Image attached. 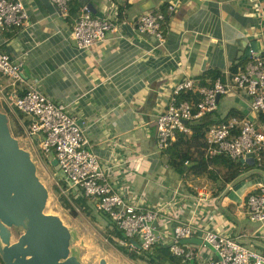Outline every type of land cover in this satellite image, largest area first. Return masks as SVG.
Returning a JSON list of instances; mask_svg holds the SVG:
<instances>
[{"label":"crops","instance_id":"obj_1","mask_svg":"<svg viewBox=\"0 0 264 264\" xmlns=\"http://www.w3.org/2000/svg\"><path fill=\"white\" fill-rule=\"evenodd\" d=\"M20 1L30 22L0 31V50L21 56L27 81L81 120L115 189L146 208L161 209L156 222L161 231L192 222L264 254V221H253L247 206L264 175L247 170L227 183L231 189L215 194L206 177L180 175L171 166L157 147L155 126L178 82L212 83L209 72L242 67L250 43L264 44V0H77L76 12L68 16H60L50 0ZM169 4L176 8L168 14L164 42L136 31L141 14L151 9L167 13ZM83 6L96 15L105 8L117 13V30L85 50L72 38ZM5 82L0 77V84ZM231 111L248 114L245 94L220 96L216 113L224 117ZM258 120L264 129L260 115ZM202 185L210 197L200 202L196 188ZM195 249V261L184 264H209L217 256L205 246Z\"/></svg>","mask_w":264,"mask_h":264},{"label":"built area","instance_id":"obj_2","mask_svg":"<svg viewBox=\"0 0 264 264\" xmlns=\"http://www.w3.org/2000/svg\"><path fill=\"white\" fill-rule=\"evenodd\" d=\"M50 1L60 16L70 14V0ZM175 8V4H169L167 13L162 9L144 12L137 19L136 31L164 42L168 14H172ZM116 14L109 13L107 8L103 15L94 14L88 6L80 8L72 30V38L77 46L85 50L105 40L109 32L117 30ZM29 22V14L22 1L0 0V31L26 27ZM23 65L21 56L14 58L0 50V77L6 79L4 84H0V104L6 103L10 110L29 117V123L24 126L27 138L32 145L37 143L45 157L57 160L58 170L68 183V188L62 187L60 182L57 185L65 194L71 190L83 194L98 211L106 213L123 233L122 238L116 239L120 245L150 251L157 244H165L184 263H192L199 255L195 249L198 244H185L182 240L198 237L210 243L218 252L216 258H209V264H264V254L252 246L192 222L178 223L172 232L161 231L156 224L161 209L146 208L141 201L127 198L115 189L107 168L92 149L77 118L66 111L65 105L55 103L44 94L36 83L28 82ZM186 92L198 93L200 99L197 102L181 99V94ZM240 93L248 98V114L231 115L211 125L205 135L206 154L212 157L224 153L242 161L253 158L260 167L264 159V129L258 117L264 113V52L252 51V56L242 67L235 72L226 70L212 83L202 84L193 78L178 82L165 108L156 117L159 151L167 149L176 140L177 133L192 134L190 123L216 110L218 95ZM231 188V184L226 185V190ZM196 190L198 201L210 197L207 185L199 186ZM256 191L249 194L247 206L253 221H264V182L257 184Z\"/></svg>","mask_w":264,"mask_h":264},{"label":"water","instance_id":"obj_3","mask_svg":"<svg viewBox=\"0 0 264 264\" xmlns=\"http://www.w3.org/2000/svg\"><path fill=\"white\" fill-rule=\"evenodd\" d=\"M252 51L263 53L264 44L260 40L252 41L246 57L252 56ZM247 161L254 163L253 158ZM52 165L59 169L56 159ZM48 198L49 191L37 174L31 152L13 135L8 115L0 106V259L3 264H82L77 249L74 252L71 249V230L61 217L45 212ZM14 230L21 231L15 241ZM182 243L204 244L218 255L201 238L185 239ZM100 264L109 263L103 258Z\"/></svg>","mask_w":264,"mask_h":264},{"label":"trees","instance_id":"obj_4","mask_svg":"<svg viewBox=\"0 0 264 264\" xmlns=\"http://www.w3.org/2000/svg\"><path fill=\"white\" fill-rule=\"evenodd\" d=\"M77 2V0H70V13L74 14L76 12L78 5ZM237 68L238 65H234L232 66L231 71L235 72L237 71ZM220 74L221 72H209V76L212 79L220 76ZM180 98L183 100L197 102L200 99V95L198 93L193 94L192 92H186L182 93ZM216 110L208 112L199 120H195L190 123V126L192 127V134L187 135L177 133L176 140L164 150V153L168 155L171 166L178 173H180V175L206 177L213 183L211 188L214 190L215 194L220 193V191L226 187L227 183L233 182L247 170L256 168L264 175V159L261 166L258 167L257 163L252 165L248 161L234 160L224 153L217 154L212 157L207 156L204 141L206 132L210 126L222 122L231 115H242L236 111H231L223 117L222 115L216 113ZM14 113H16L18 120L25 119L26 117L25 114L19 111H14ZM260 117L261 121L264 122V113H261ZM25 120L23 124L27 125L29 123V119ZM186 162H188V164H186ZM260 173H258V175H261ZM61 182L63 184L62 187L68 188V183L64 179H61L60 183ZM56 191L60 193L67 208L72 207L75 209L76 207L90 211L92 209L101 214V211H98L94 205L89 204L90 200L83 194H78L71 190L67 195L63 193L59 185H56ZM104 216L108 219V224L114 227L113 230H110V233L117 238H122L123 233L118 226L115 225L108 215ZM116 244L117 248H119L124 255L132 260L141 259L147 261L149 264H184L182 258L173 255L169 246L165 244H157L150 251L122 246L118 242H116Z\"/></svg>","mask_w":264,"mask_h":264},{"label":"rangeland","instance_id":"obj_5","mask_svg":"<svg viewBox=\"0 0 264 264\" xmlns=\"http://www.w3.org/2000/svg\"><path fill=\"white\" fill-rule=\"evenodd\" d=\"M229 98V97H228ZM1 110L7 113L11 132L19 139L20 145L31 152L32 159L37 166V174L49 191V198L45 212L54 214L63 220L72 232L71 249H77L82 264H100L101 259H106L109 264H149L145 260L129 259L116 244V236L110 233L114 227L110 226L104 212L81 208H67L60 193L56 191L57 182L62 175L53 165V158H46L38 149L37 143L33 144L27 138L20 120L14 111L3 103ZM23 120V119H22ZM63 186L62 182L60 183ZM76 191V190H75ZM69 194V193H67ZM90 205H94L89 201ZM20 230H14L13 240H17Z\"/></svg>","mask_w":264,"mask_h":264}]
</instances>
